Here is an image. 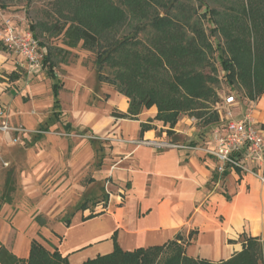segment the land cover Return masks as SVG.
<instances>
[{
    "label": "crops",
    "instance_id": "1",
    "mask_svg": "<svg viewBox=\"0 0 264 264\" xmlns=\"http://www.w3.org/2000/svg\"><path fill=\"white\" fill-rule=\"evenodd\" d=\"M20 66L8 51L0 50V100L9 104V121L38 129L63 118L65 129L87 130L110 142L113 159L105 198L93 212L86 209L71 216L68 225L60 222L48 230L28 211L3 206L0 246L8 252L26 261L35 240L46 250L57 251L67 264H83L111 254L114 243L128 252L175 241L185 257L215 263L242 251L243 237L264 241V162L237 155L247 171L226 166L219 173L221 163L204 152L213 147L211 136L202 141L197 121L187 114L174 125L157 116L156 106L128 116L126 96L97 84L88 87L84 81L92 77L81 65L77 71H67L63 80L54 67L52 76L49 68L37 71L31 83L17 91ZM102 94L109 98L101 100ZM255 101L249 111L264 135V93ZM216 114L218 122L212 129L220 125ZM243 114H235V119ZM43 138L37 136L39 141ZM154 139L193 149L157 150L141 142ZM9 141V134L0 132V153Z\"/></svg>",
    "mask_w": 264,
    "mask_h": 264
},
{
    "label": "rangeland",
    "instance_id": "2",
    "mask_svg": "<svg viewBox=\"0 0 264 264\" xmlns=\"http://www.w3.org/2000/svg\"><path fill=\"white\" fill-rule=\"evenodd\" d=\"M72 1L74 0H0V40L3 38L5 22L8 21L17 32L29 33L37 39L43 61L48 52L54 53L53 67L61 78L59 80L66 79L67 71H77L81 65L92 77L84 81L88 87L92 88L97 84L108 91L119 93L122 86L114 77L115 72L107 66L99 70L95 60L96 54L104 50L101 47L107 44L106 41L103 40L101 47L96 46L93 51L83 48L82 42L75 49H68L64 47L63 33H52L50 25L59 22V26H62L65 23L61 14L69 16L73 13L72 8L67 5ZM110 1L124 9L130 19L116 33L109 31L107 42L118 43L127 37L130 41L140 42V45H132L131 49L144 52L146 48H150L151 39L159 35L152 27L153 19L167 18L184 37L205 36L206 42L211 46L208 49L204 47L206 60L203 66L196 64L195 67L205 77L215 79L207 82V86L213 91L210 101L206 102L209 106L208 114L216 113L215 106L230 93L235 95L238 105L234 115L246 113L250 107L255 108L256 101H251V97L258 96L257 89L251 84L246 86L240 78L232 84L228 83L222 62H234L231 58L236 49L242 46L238 42L241 38L247 47L252 48L254 43L258 44V48L262 47L260 42H264L263 39L252 32H263L264 35V0H138V3L131 6L126 5L124 0ZM135 5L136 9L144 12L143 16L140 13L132 16L131 8ZM69 23H65V28ZM3 47L1 43L0 49ZM58 49L69 52L63 53ZM1 50L8 51L13 61L21 65L17 68L21 84L15 86V89L18 91L20 87H27L33 74L27 73L24 61L6 48ZM43 61L45 70L48 65ZM262 82L264 83V79ZM101 98L105 101L109 96L102 94ZM121 100L124 103V99ZM2 101L4 100H0V127L6 124L10 128L6 133L9 134L10 144L0 153V194L4 191L8 175L15 183L10 194L11 203L3 204L1 208L8 206L13 212L21 209L28 211L31 218L48 230H52L60 222L65 223L73 215L82 214L86 209L93 212L95 205L106 196L104 184L113 159L110 142L102 137H95L87 130L65 129L67 121L63 118L53 125L46 124L47 128L38 129H28L22 124L12 123L8 119L9 104ZM187 116L197 121L198 134L202 141H206L211 136L212 125H204L203 120L194 115ZM39 135L44 136L40 141L37 139ZM37 242L44 246L40 241ZM165 254L163 252L159 257L162 259Z\"/></svg>",
    "mask_w": 264,
    "mask_h": 264
},
{
    "label": "trees",
    "instance_id": "3",
    "mask_svg": "<svg viewBox=\"0 0 264 264\" xmlns=\"http://www.w3.org/2000/svg\"><path fill=\"white\" fill-rule=\"evenodd\" d=\"M124 2L131 6L135 2L138 3V0ZM67 5L72 8L73 13L61 16L65 23L70 22L69 25L65 28V23L59 26V22H56L50 25L52 33H63L64 47L68 49H75L79 42H82L83 48L93 51L96 46L101 47L103 40L106 41L107 44L101 47L104 50L96 54L95 60L99 70L107 66L115 72L114 77L122 86L118 90L119 93L129 99L128 116H136L142 109L156 106L157 116L166 122L169 121L171 125L183 114L200 118L206 126L218 122L216 113L208 114L209 106L206 104L213 95L207 82H213L215 79L205 77L200 70L195 69L196 64L201 67L206 60L204 47H211L205 36L184 37L170 20L158 17L154 18L151 24L159 35L151 39L150 48L141 52L131 49L132 45H140L138 40L130 41L124 37L122 42H107V33H116L130 19L124 9L112 4L110 0H74ZM136 7L137 5L131 8L132 16L135 17L139 13L143 16L144 12ZM252 34L264 41L263 32ZM238 42L242 46H239L232 56L234 62H222L223 73L228 83L232 84L241 79L246 86L251 84L256 88L260 96L264 93V42H260L263 44L261 48L255 43L252 48L247 47L242 38ZM58 50L69 52L66 49ZM53 57L54 53L50 51L43 61L48 65L51 76ZM58 88V83L53 85L54 107H57ZM258 96L251 97V101ZM5 181L4 191L0 194V208L12 201L10 194L14 190L15 182L10 175ZM65 224L68 225L69 220H65ZM242 245V251L235 253L227 261L210 263L185 257L183 248L175 241L156 248L128 252H124L114 243L111 254L87 260L83 264H264V241L243 237ZM29 252L28 259L23 261L0 246V264H67L57 251L50 252L35 240L32 241ZM163 252L166 254L161 259L159 255Z\"/></svg>",
    "mask_w": 264,
    "mask_h": 264
},
{
    "label": "built area",
    "instance_id": "4",
    "mask_svg": "<svg viewBox=\"0 0 264 264\" xmlns=\"http://www.w3.org/2000/svg\"><path fill=\"white\" fill-rule=\"evenodd\" d=\"M2 37L4 47L24 60L28 74H34L43 69V53L34 36L29 33L17 32L6 21ZM236 105V97L230 93L222 98L220 104L215 106L216 113L221 117L220 125L211 130L213 147L204 149L206 154L214 156L221 163L217 169L219 173H223L226 166L247 171L246 166L236 159L237 155L251 162H264V135L261 130L255 127L250 111L244 113L241 119H235L233 109ZM0 131L8 133L10 128L6 124H2ZM141 142L143 145L157 150L193 149L191 146H178L169 141L158 139ZM262 180L264 181V178Z\"/></svg>",
    "mask_w": 264,
    "mask_h": 264
}]
</instances>
